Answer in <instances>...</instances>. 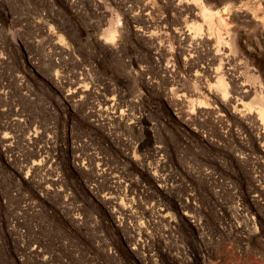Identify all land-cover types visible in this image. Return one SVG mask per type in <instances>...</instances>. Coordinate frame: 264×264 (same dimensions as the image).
Masks as SVG:
<instances>
[{"label": "rangeland", "instance_id": "rangeland-1", "mask_svg": "<svg viewBox=\"0 0 264 264\" xmlns=\"http://www.w3.org/2000/svg\"><path fill=\"white\" fill-rule=\"evenodd\" d=\"M262 106L264 0H0V264H264Z\"/></svg>", "mask_w": 264, "mask_h": 264}, {"label": "bare ground", "instance_id": "bare-ground-1", "mask_svg": "<svg viewBox=\"0 0 264 264\" xmlns=\"http://www.w3.org/2000/svg\"><path fill=\"white\" fill-rule=\"evenodd\" d=\"M221 12L222 11H220V10H217V11H211V10H208L207 8H203L202 9V16H203V18H205L206 19V21L208 22V24L210 25V27L211 28H213L214 27V21H213V18L217 15V16H219L220 17V21L222 22V23H226V21H225V19L223 18V13L221 14ZM223 24V25H224ZM225 25H227V24H225ZM201 27V26H200ZM200 27L198 28V29H200ZM114 30V29H113ZM113 30H110V32H109V34H108V39L110 38V39H112V37H113V33H114V31ZM219 81H218V84H219V88H222L223 89V86H224V82H223V80L222 79H218ZM240 89V88H239ZM223 91H224V89H223ZM244 92V94L245 95H248V91H243ZM259 113H260V116H261V119H263V121H264V106H262V107H260L259 108ZM120 206H123V208L125 209L126 207H125V205H124V203H120L119 204Z\"/></svg>", "mask_w": 264, "mask_h": 264}]
</instances>
